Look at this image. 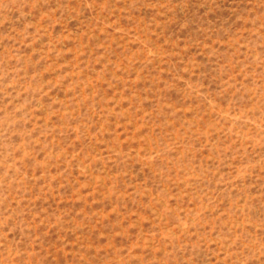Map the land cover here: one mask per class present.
<instances>
[{
    "label": "rangeland",
    "instance_id": "obj_1",
    "mask_svg": "<svg viewBox=\"0 0 264 264\" xmlns=\"http://www.w3.org/2000/svg\"><path fill=\"white\" fill-rule=\"evenodd\" d=\"M0 264H264V0H0Z\"/></svg>",
    "mask_w": 264,
    "mask_h": 264
}]
</instances>
